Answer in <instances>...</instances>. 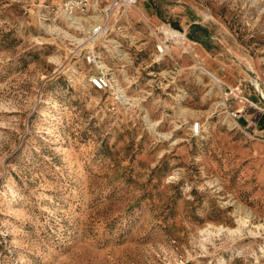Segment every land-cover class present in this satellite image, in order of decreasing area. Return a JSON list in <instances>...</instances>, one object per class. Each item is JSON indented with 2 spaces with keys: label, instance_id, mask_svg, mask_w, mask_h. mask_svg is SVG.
Instances as JSON below:
<instances>
[{
  "label": "rangeland",
  "instance_id": "1",
  "mask_svg": "<svg viewBox=\"0 0 264 264\" xmlns=\"http://www.w3.org/2000/svg\"><path fill=\"white\" fill-rule=\"evenodd\" d=\"M63 1L0 0V264H264V0H139L109 51Z\"/></svg>",
  "mask_w": 264,
  "mask_h": 264
},
{
  "label": "built area",
  "instance_id": "2",
  "mask_svg": "<svg viewBox=\"0 0 264 264\" xmlns=\"http://www.w3.org/2000/svg\"><path fill=\"white\" fill-rule=\"evenodd\" d=\"M139 0H64L60 6H50L46 3L42 7L48 8L57 17L63 19L71 27L76 30H82L85 41L92 43L103 39L105 51H109L110 38H107L109 26L108 21L115 15L121 12H126L132 6H135ZM124 12V14H125ZM113 40V39H112ZM172 36H167L156 45L157 59L163 58L170 50V42ZM115 41V40H114ZM174 41V40H173ZM176 43V42H174ZM118 60H123L118 58ZM86 62L93 65L96 71L89 75L90 85L102 91H110L119 95L120 83L118 78L114 77L112 72H109L105 59L102 57L99 50H89L85 53ZM237 88H229L224 94L227 98L234 94ZM230 118L238 123V119L242 116L240 109H234L229 112ZM201 122L196 120L190 126L191 136H196L201 132Z\"/></svg>",
  "mask_w": 264,
  "mask_h": 264
},
{
  "label": "bare ground",
  "instance_id": "3",
  "mask_svg": "<svg viewBox=\"0 0 264 264\" xmlns=\"http://www.w3.org/2000/svg\"><path fill=\"white\" fill-rule=\"evenodd\" d=\"M130 8H132V7H130ZM129 8V9H130ZM126 13V12H125ZM171 33L170 34H172L173 35V37H174V39H175V41L178 43V44H180V43H182L181 42V39H182V37H179V36H181V35H179V32L178 31H175V30H169ZM184 35V34H183ZM181 38V39H180ZM180 39V40H179ZM114 41V40H113ZM108 42H109V44H110V41L108 40ZM117 43V42H116ZM118 58H122V59H124V60H127V59H125V58H123V57H120L119 55H118ZM201 70L204 72H206L207 73V71L208 70H206L205 68H203V67H201ZM210 76L213 78V79H217V77H215L212 73H210ZM201 78V77H200ZM122 89H120L119 90V96L121 95V91ZM120 98H121V96H120ZM242 225H246V223H245V221H242ZM237 231H240V230H237Z\"/></svg>",
  "mask_w": 264,
  "mask_h": 264
},
{
  "label": "water",
  "instance_id": "4",
  "mask_svg": "<svg viewBox=\"0 0 264 264\" xmlns=\"http://www.w3.org/2000/svg\"><path fill=\"white\" fill-rule=\"evenodd\" d=\"M239 121H240L243 125H246V124H247V121H246V119H244V118H239Z\"/></svg>",
  "mask_w": 264,
  "mask_h": 264
},
{
  "label": "crops",
  "instance_id": "5",
  "mask_svg": "<svg viewBox=\"0 0 264 264\" xmlns=\"http://www.w3.org/2000/svg\"><path fill=\"white\" fill-rule=\"evenodd\" d=\"M50 1H52L53 3H57V2H61L62 0H50ZM132 8H130V10H131Z\"/></svg>",
  "mask_w": 264,
  "mask_h": 264
}]
</instances>
